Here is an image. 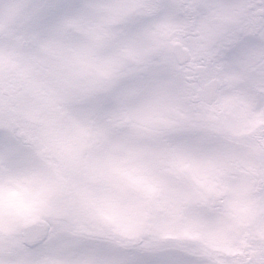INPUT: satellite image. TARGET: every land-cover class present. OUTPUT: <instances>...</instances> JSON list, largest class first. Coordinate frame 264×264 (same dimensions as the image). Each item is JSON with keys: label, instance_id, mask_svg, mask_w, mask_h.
<instances>
[{"label": "snow or ice", "instance_id": "6c2138e0", "mask_svg": "<svg viewBox=\"0 0 264 264\" xmlns=\"http://www.w3.org/2000/svg\"><path fill=\"white\" fill-rule=\"evenodd\" d=\"M0 264H264V0H0Z\"/></svg>", "mask_w": 264, "mask_h": 264}]
</instances>
